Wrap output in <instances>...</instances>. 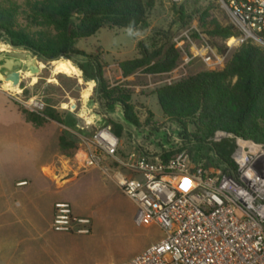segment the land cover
Returning <instances> with one entry per match:
<instances>
[{
    "label": "built area",
    "instance_id": "2783aa9c",
    "mask_svg": "<svg viewBox=\"0 0 264 264\" xmlns=\"http://www.w3.org/2000/svg\"><path fill=\"white\" fill-rule=\"evenodd\" d=\"M168 1L180 5L188 0ZM212 1L238 33L225 42L226 53L248 44L264 50V0ZM173 43L181 53L183 75L161 84L186 77L195 62L212 70L225 66L227 54L220 55L206 42L196 22L179 31ZM9 95L30 112H44L40 97ZM231 139L234 170L223 172L194 163L185 149L166 160L162 154L145 152L121 156L120 138L112 127L106 122L99 128L93 146L82 153L80 169L101 171L133 202L135 222L156 224L163 233L161 240L126 264H264V143L222 131L210 141ZM91 227L90 219H75L70 203L55 205V232L88 235Z\"/></svg>",
    "mask_w": 264,
    "mask_h": 264
},
{
    "label": "trees",
    "instance_id": "16d2710c",
    "mask_svg": "<svg viewBox=\"0 0 264 264\" xmlns=\"http://www.w3.org/2000/svg\"><path fill=\"white\" fill-rule=\"evenodd\" d=\"M186 1L173 4L174 20L170 29L162 33V45L151 51L139 44L140 58L118 63L123 77L138 72L149 74L169 73L181 60V53L173 43L176 34L196 22L205 36L214 43L220 55L226 54L225 42L238 37L235 29L226 22L214 3L192 13ZM185 5V6H184ZM27 24L23 26L17 11L0 5V37L16 48L31 51L45 61L65 57L74 60L82 76L98 84L97 94L107 105L120 104L124 118L137 128L141 124L135 107L130 103L131 94L120 87H111L105 76V66L95 55H89L76 47V43L97 34L106 27L131 29L143 32L149 28V10L153 2L145 0H28L26 2ZM27 92V91H26ZM164 118L176 124L185 141L183 149L165 150L162 159L175 156L187 149L194 163L204 162L206 167H217L232 172L231 155L234 143L225 140L213 143L210 139L217 131L264 143V50L244 45L234 53L222 70H202L188 75L172 84H166L154 93ZM28 122L43 126L50 121L66 125L52 109L34 113L19 109ZM114 133L120 137L123 124L107 119ZM189 126L194 131L189 132ZM67 133L60 137L63 149H70Z\"/></svg>",
    "mask_w": 264,
    "mask_h": 264
},
{
    "label": "rangeland",
    "instance_id": "374dc122",
    "mask_svg": "<svg viewBox=\"0 0 264 264\" xmlns=\"http://www.w3.org/2000/svg\"><path fill=\"white\" fill-rule=\"evenodd\" d=\"M27 1L0 0V5L16 10L18 21L25 26L27 24ZM145 1L153 2V7L149 10V28L146 31L136 32L131 29L106 27L94 36L80 40L78 48L89 55L94 53L93 55L98 57L100 63L105 66V76L109 79L107 80L110 84L111 82L116 83L121 89L130 92V103L135 107L141 124L144 125L148 121L147 125L150 131H146L143 126L137 128L127 122L117 107L118 103L107 105L100 100L94 91L96 84L82 76V72L80 73L74 60L61 57L57 60L45 61L36 57L40 72L32 75L28 71H24L20 87L12 88L10 82L0 81L1 91L20 94L25 98L40 97L45 104L44 112L52 109L60 115L66 123L65 129L67 130H63L67 132L68 141L73 144V147L65 152L70 155L75 154V158L79 156V151L87 150L93 146V137L101 127L98 115H101L106 122L107 119H121L125 124L127 129H124L119 137L121 156L126 157L131 153L138 155L141 152L155 155L163 153L166 149L184 148L185 141L180 136L179 127L164 118L157 98L153 96L160 82L170 78L175 80L180 73L183 75V69L180 68L182 61L180 60L178 66L169 73L138 72L124 78L125 80H122V73L118 67L120 62L140 58L138 47L140 43L151 51L159 49L163 43L162 33L175 29L172 26L175 17L173 3L168 0ZM188 1L186 8L190 13L195 9H200L202 12L213 3L212 0ZM204 37L206 42L216 49L222 45L219 38H214L213 43L208 36L204 35ZM202 43V41H197L198 45ZM100 48L104 50V53ZM0 49L12 50L4 37H0ZM226 54L225 64L234 56L233 52ZM175 70L177 71L173 76ZM202 70H212V68H208L200 61L195 62L188 67L185 76L196 74ZM141 85H147V87L142 86L141 88ZM13 102L18 109H25L15 100ZM188 130L189 132L194 131L193 126H189ZM146 132H148L147 136ZM185 150L189 153V150ZM200 164L207 166L204 162H200ZM78 176L79 174H76V177ZM108 181L113 183L110 179ZM113 185L115 186L114 183ZM115 187L118 189L117 186ZM103 202L104 206L94 205L100 209V229L93 235L92 228H90V235H92L87 238L90 241L82 244L84 251L81 255L86 264H126L142 248L155 243L158 236L161 235V230L156 224L138 225L135 222L136 207L119 189L111 197H106Z\"/></svg>",
    "mask_w": 264,
    "mask_h": 264
},
{
    "label": "crops",
    "instance_id": "0c3cea01",
    "mask_svg": "<svg viewBox=\"0 0 264 264\" xmlns=\"http://www.w3.org/2000/svg\"><path fill=\"white\" fill-rule=\"evenodd\" d=\"M13 100L0 90V264H86L82 244L100 229V209L94 205H105L103 200L118 189L98 169L82 172L86 150L77 158L65 152L60 145L67 133L64 124L35 126ZM114 120L127 129L121 119ZM59 202L72 205L75 219H90L92 234L55 232L52 222ZM162 238L161 231L156 242Z\"/></svg>",
    "mask_w": 264,
    "mask_h": 264
},
{
    "label": "water",
    "instance_id": "95a60500",
    "mask_svg": "<svg viewBox=\"0 0 264 264\" xmlns=\"http://www.w3.org/2000/svg\"><path fill=\"white\" fill-rule=\"evenodd\" d=\"M10 47L12 50L0 49V81L5 83L10 82L12 88H17L21 86L24 71H28L32 75L38 74L40 66L36 56L31 51L16 48L12 45ZM20 49L22 51H19ZM98 104L100 105L99 102ZM117 107L124 115L123 107L120 104H117ZM98 118L101 126H104L106 120L101 115H98ZM145 135L147 136L148 132Z\"/></svg>",
    "mask_w": 264,
    "mask_h": 264
},
{
    "label": "bare ground",
    "instance_id": "6f19581e",
    "mask_svg": "<svg viewBox=\"0 0 264 264\" xmlns=\"http://www.w3.org/2000/svg\"><path fill=\"white\" fill-rule=\"evenodd\" d=\"M24 74V73H23ZM26 75V74H25ZM26 77V76H25Z\"/></svg>",
    "mask_w": 264,
    "mask_h": 264
}]
</instances>
